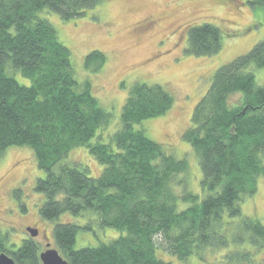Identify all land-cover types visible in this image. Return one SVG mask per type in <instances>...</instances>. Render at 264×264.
Returning <instances> with one entry per match:
<instances>
[{
    "label": "trees",
    "instance_id": "1",
    "mask_svg": "<svg viewBox=\"0 0 264 264\" xmlns=\"http://www.w3.org/2000/svg\"><path fill=\"white\" fill-rule=\"evenodd\" d=\"M101 0H0V152L26 147L43 176L35 191L45 197L39 217L57 220L63 213L97 217L99 227L122 232L96 246L74 247L83 225L56 223L53 239L68 264H168L156 254V239L182 264L206 249L223 250L222 264H264V224L243 216L239 203L256 191L264 176V86H257L248 66L264 67V40L246 54L218 67L206 94L196 103L183 140L192 147L202 177L201 197L177 194L184 184V159L174 158L161 144L134 128L162 116L174 97L161 85L136 83L129 89L120 114L119 130L109 142L91 139L109 122L93 96L90 83H77L70 50L55 28L38 13L47 9L62 20L74 19ZM264 9V0H248ZM222 33L203 23L188 29L190 55L217 53ZM106 56L86 55V70L98 72ZM17 71L29 84L9 72ZM97 134V135H96ZM85 146L103 166L89 177L77 163H66L70 150ZM186 207L178 209V203ZM0 233V252L18 264H41L33 240L7 248ZM12 245V244H11Z\"/></svg>",
    "mask_w": 264,
    "mask_h": 264
},
{
    "label": "rangeland",
    "instance_id": "2",
    "mask_svg": "<svg viewBox=\"0 0 264 264\" xmlns=\"http://www.w3.org/2000/svg\"><path fill=\"white\" fill-rule=\"evenodd\" d=\"M247 1L101 0L83 15L65 21L47 9L38 13L55 28L59 41L69 48L77 83H90L93 96L109 115V122L101 127L91 143L99 141L98 136L101 142L107 143L119 130L122 106L133 84L161 85L173 95L174 106L164 115L144 120L134 128L143 130L174 158L185 160L187 171L177 178L184 179L185 183L175 185L174 191L178 195L191 191L201 197L202 173L198 158L182 134L189 127L196 103L206 94L215 70L264 40V9L250 6ZM203 23L221 30V47L213 55H190L185 51L188 29ZM142 24L145 30L138 29ZM94 50L106 56L98 72L84 67L86 55ZM246 71L253 73L257 86H264V67L250 65ZM9 74L21 84H29L17 71ZM63 161L79 164L91 178L98 177L103 170L85 146L70 150ZM261 162L264 163V154ZM42 176L29 148L10 147L0 152V233L8 241L7 248H18L26 239L33 240L40 252L47 243L55 248L53 226L56 223L91 226L90 230L77 233L76 248L106 243L122 234L99 227L96 215L89 213L78 217L63 213L52 221L40 218L39 210L45 197L35 191V182ZM256 187L254 194L244 197L239 207L243 216L256 217L264 224V176L257 180ZM184 207L186 203L179 201L178 209ZM27 227H35L39 235L32 238ZM156 243L160 260L182 264L176 256L166 252L161 238H157ZM224 253L206 249L201 258L193 255L187 264H222Z\"/></svg>",
    "mask_w": 264,
    "mask_h": 264
},
{
    "label": "water",
    "instance_id": "3",
    "mask_svg": "<svg viewBox=\"0 0 264 264\" xmlns=\"http://www.w3.org/2000/svg\"><path fill=\"white\" fill-rule=\"evenodd\" d=\"M31 237L37 235V230L33 228H26ZM41 264H68L67 259H63L55 248H50V244L45 245L43 252L39 254ZM0 264H17L6 253L0 252Z\"/></svg>",
    "mask_w": 264,
    "mask_h": 264
},
{
    "label": "flooded vegetation",
    "instance_id": "4",
    "mask_svg": "<svg viewBox=\"0 0 264 264\" xmlns=\"http://www.w3.org/2000/svg\"><path fill=\"white\" fill-rule=\"evenodd\" d=\"M141 28V30H145L146 28H144L143 29V24L142 25H139V27H138V29H140ZM27 228H29V227H27ZM26 229V228H25ZM31 229V228H30ZM33 229H36L35 227H33ZM37 230V235L36 236H34V237H32V238H35V237H37L38 235H39V231H38V229H36ZM27 232V231H26ZM28 233V232H27ZM29 235V234H28ZM31 238V237H30ZM31 238V239H32ZM26 240H29V239H26Z\"/></svg>",
    "mask_w": 264,
    "mask_h": 264
}]
</instances>
